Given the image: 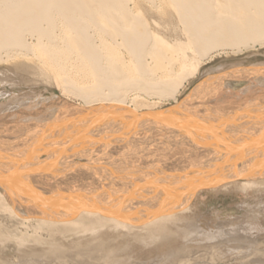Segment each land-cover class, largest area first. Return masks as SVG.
Instances as JSON below:
<instances>
[{
	"label": "bare ground",
	"instance_id": "bare-ground-1",
	"mask_svg": "<svg viewBox=\"0 0 264 264\" xmlns=\"http://www.w3.org/2000/svg\"><path fill=\"white\" fill-rule=\"evenodd\" d=\"M256 45L264 47V0H0V63L18 60L19 72L53 78L61 92L0 102V242L40 245L19 252L18 264H117L103 228L160 242L189 221L200 193L263 190L264 64L219 66L185 94L178 118L196 124L193 147L163 141V128L143 144L161 152L141 151L132 128L115 139L112 167L59 156L70 151L67 134L87 127L78 108L98 125L109 106L161 109L215 55ZM98 105L107 108L91 110ZM180 130L179 139L194 134Z\"/></svg>",
	"mask_w": 264,
	"mask_h": 264
},
{
	"label": "rangeland",
	"instance_id": "rangeland-1",
	"mask_svg": "<svg viewBox=\"0 0 264 264\" xmlns=\"http://www.w3.org/2000/svg\"><path fill=\"white\" fill-rule=\"evenodd\" d=\"M16 61L18 60L0 63V91L6 92L2 98L0 97V102L4 99L6 101L12 93L17 94V97L31 92L37 96L60 95V89L53 78L44 75L28 76L19 72L13 67V62ZM256 63L264 64V47L256 45L242 52L234 53L227 50V53L215 55L212 60L202 65L199 74L186 84L178 98L190 92L209 74L218 75L215 69L219 66L225 67L223 72L240 66L239 64L249 66ZM170 102L172 99H165L159 104L166 105ZM188 215L189 221L186 217L178 221L177 225H170L173 235L160 242L146 243L132 237L126 230L103 228L106 248L111 250L117 264H126L130 261H135L136 264H184V260L192 259L202 264H264V188L241 191L233 187L227 190L204 191L194 198ZM57 234V239L62 244L68 242V238ZM74 237H90V234ZM23 243L19 245L13 236L1 241L0 261L18 264L19 252H26L29 247L40 246L35 245L32 238Z\"/></svg>",
	"mask_w": 264,
	"mask_h": 264
},
{
	"label": "water",
	"instance_id": "water-1",
	"mask_svg": "<svg viewBox=\"0 0 264 264\" xmlns=\"http://www.w3.org/2000/svg\"><path fill=\"white\" fill-rule=\"evenodd\" d=\"M186 95H188V93ZM189 99L190 98H186L184 95L182 98H180V100L177 103H174L169 106H165L161 109L150 110V112H143V111L135 112L129 109L121 108V107L109 106V109H107L108 111L105 112L106 118L104 119L105 120L104 125H98V122H94L93 120L95 118H93V120L90 122H85V120H83L84 117H82L83 114H84L83 116L86 115L85 109L78 108L80 109L78 111L79 115L82 114L80 115L82 120H79L78 122L83 121V124L86 125L87 127L85 128L83 127L82 129L77 130V131L78 132L85 131L84 133L86 134L79 136L77 131L76 133H73L71 131L72 134H67L69 135V138H68L69 140L67 144L69 145L68 149L70 151L67 152L65 150H62L59 152V156H61L60 154L65 155V157L71 155L72 161L77 162L80 168H82V166L86 165L87 163L89 164L96 163L98 165V164H101V162L104 163L105 165L107 164L108 167H112L113 163H110V160L112 158L115 159L116 153H112L111 151H116L113 147L118 145V142L117 140L115 141V139H118L119 137H121L122 134L131 133L133 129L135 128L136 130L140 132L138 133L139 135L137 137L133 138V143L135 142L134 144L138 146H142L140 147V149H142L141 151L146 149L147 151H150V152L152 151L161 152L159 151L161 150L160 148L153 149L154 145H152V147L151 146L143 147V144L146 142H151V141H153L152 143L155 144L156 141H159L160 135L158 136L157 129L160 130L163 128H164V134L162 135L164 136L163 141H167L172 138L173 140L171 141V143L175 146L178 145V147L186 148L187 145H190V147H193L192 143H194L195 139L197 138V134H195L197 130L195 128L196 124L189 125V124L184 123L186 121H184L183 119L178 118L181 109H185L186 104L188 103ZM110 107H112L113 109H110ZM106 108L107 106L105 105H98V106L92 107L91 110L96 111V109H106ZM176 108H179V109H177V112H174ZM178 128L181 129L180 131H183V133H186V132L188 133L191 131L194 133L187 137L184 135L185 138L183 137V135L182 136L180 135L182 141L183 142L186 141L184 144L185 146L182 143L178 142L181 140L178 138V134H177L178 131L176 133H173V131ZM74 130L76 129L74 128ZM70 135L72 136L76 135V137L72 138ZM147 135H149V138L145 139L147 138ZM141 138H144L145 140H142ZM61 140L66 142L67 138H65V136L63 135ZM188 142H190V144ZM128 144L129 143L125 142L124 148H126ZM161 148H164L165 150H167L164 146ZM174 151H177V150L175 149ZM159 157H162V155H159ZM81 159H86V160H81ZM40 160L49 161V159L47 158L45 154H41ZM143 170H146V171L148 170L151 172L152 169H142L141 171ZM167 171L169 172V170ZM199 186L202 187L201 184H199Z\"/></svg>",
	"mask_w": 264,
	"mask_h": 264
}]
</instances>
